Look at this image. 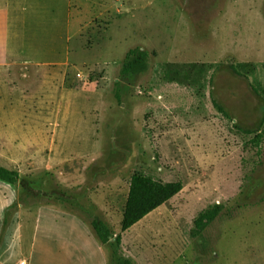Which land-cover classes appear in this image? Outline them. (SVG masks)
<instances>
[{
    "label": "rangeland",
    "instance_id": "obj_1",
    "mask_svg": "<svg viewBox=\"0 0 264 264\" xmlns=\"http://www.w3.org/2000/svg\"><path fill=\"white\" fill-rule=\"evenodd\" d=\"M7 1L0 167L19 181L0 257L19 258L3 232L18 206H44L101 218L132 264H264V140L251 142L264 131V0ZM134 48L148 69L121 78ZM134 172L182 190L121 233ZM28 189L51 198L25 205ZM214 204L224 212L191 238Z\"/></svg>",
    "mask_w": 264,
    "mask_h": 264
},
{
    "label": "crops",
    "instance_id": "obj_2",
    "mask_svg": "<svg viewBox=\"0 0 264 264\" xmlns=\"http://www.w3.org/2000/svg\"><path fill=\"white\" fill-rule=\"evenodd\" d=\"M9 21V6L6 3L4 5L0 3L1 67L11 63L16 64L9 56L11 50ZM3 189L0 190V231L4 224L3 218L14 202V194L8 193L10 185ZM18 208L12 213L16 222H12L13 226H10L7 225L11 223L8 220L3 227V232L6 230L16 234L17 240L10 252L18 253L19 258L16 262H9L10 254L8 253L6 259L0 257V264H106L103 250L89 227L76 216L53 207L40 206L31 211L22 209L21 206ZM96 210L99 209L96 208ZM16 213L22 220L17 218ZM23 217L27 218L26 221L29 223V237L24 245L22 242L24 239Z\"/></svg>",
    "mask_w": 264,
    "mask_h": 264
},
{
    "label": "trees",
    "instance_id": "obj_3",
    "mask_svg": "<svg viewBox=\"0 0 264 264\" xmlns=\"http://www.w3.org/2000/svg\"><path fill=\"white\" fill-rule=\"evenodd\" d=\"M149 54L146 51L134 48L129 50L120 66L119 76L121 78L130 75L144 73L148 69ZM232 71L237 74L236 68L231 65ZM218 113L228 118L222 107L217 103H213ZM245 134H252L246 131ZM264 140V131L257 134L251 142L255 147H259L261 141ZM19 181V175L16 171L0 167V182L8 185H14ZM182 190V184L179 181L162 183L147 177L138 172H134L129 179L128 193L123 208L122 220L120 225L121 233L128 231L131 227L139 223L147 215L161 207L163 204L178 195ZM60 191V190H59ZM25 198H22L26 205L29 200H37L39 196L49 197V194H40L28 189ZM64 195L63 191L59 192ZM61 199V197H56ZM47 206L50 204H46ZM76 216L84 224H86L100 247L105 251L106 264H132L121 253V235H114L111 229L101 218H93L89 222L75 212L63 210ZM224 208L220 204H214L201 211L193 220V227L190 231L191 238H198L208 225L215 221L222 213ZM229 212V210H227ZM86 213V212H85Z\"/></svg>",
    "mask_w": 264,
    "mask_h": 264
},
{
    "label": "built area",
    "instance_id": "obj_4",
    "mask_svg": "<svg viewBox=\"0 0 264 264\" xmlns=\"http://www.w3.org/2000/svg\"><path fill=\"white\" fill-rule=\"evenodd\" d=\"M19 264H22V263H19Z\"/></svg>",
    "mask_w": 264,
    "mask_h": 264
}]
</instances>
